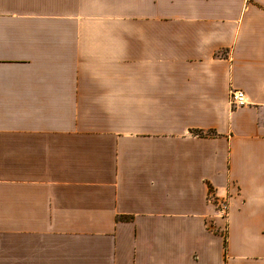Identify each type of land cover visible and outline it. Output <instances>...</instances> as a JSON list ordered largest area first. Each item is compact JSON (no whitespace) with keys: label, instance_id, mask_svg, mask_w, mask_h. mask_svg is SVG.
I'll return each mask as SVG.
<instances>
[{"label":"crops","instance_id":"0c3cea01","mask_svg":"<svg viewBox=\"0 0 264 264\" xmlns=\"http://www.w3.org/2000/svg\"><path fill=\"white\" fill-rule=\"evenodd\" d=\"M0 264H264V0H0Z\"/></svg>","mask_w":264,"mask_h":264},{"label":"built area","instance_id":"2783aa9c","mask_svg":"<svg viewBox=\"0 0 264 264\" xmlns=\"http://www.w3.org/2000/svg\"><path fill=\"white\" fill-rule=\"evenodd\" d=\"M247 103L246 95L244 92L231 89L229 92V105L235 109L244 106ZM229 202L224 200L217 204V212L222 218H226L228 214Z\"/></svg>","mask_w":264,"mask_h":264},{"label":"trees","instance_id":"16d2710c","mask_svg":"<svg viewBox=\"0 0 264 264\" xmlns=\"http://www.w3.org/2000/svg\"><path fill=\"white\" fill-rule=\"evenodd\" d=\"M197 134L200 135V136H205V135H209V136H211V135H212L211 133H209V134H204V133H202V132H200V131H198Z\"/></svg>","mask_w":264,"mask_h":264}]
</instances>
